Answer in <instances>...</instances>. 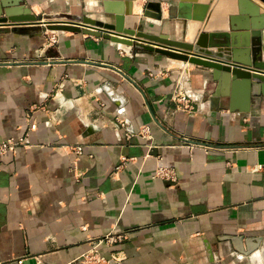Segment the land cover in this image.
Listing matches in <instances>:
<instances>
[{
  "label": "crops",
  "instance_id": "0c3cea01",
  "mask_svg": "<svg viewBox=\"0 0 264 264\" xmlns=\"http://www.w3.org/2000/svg\"><path fill=\"white\" fill-rule=\"evenodd\" d=\"M154 1L191 16L192 35L183 20L144 31L181 40L187 27V42L228 31L239 14L238 0ZM21 6L111 21L103 0ZM17 28L0 26V142H29L0 159V264H73L116 232L127 238L101 244L107 264H264V95L218 90L209 67L108 37ZM262 45L264 61V34ZM179 92L192 95L193 110L180 107ZM159 165L177 180L156 177ZM240 238L255 251L239 252Z\"/></svg>",
  "mask_w": 264,
  "mask_h": 264
},
{
  "label": "water",
  "instance_id": "95a60500",
  "mask_svg": "<svg viewBox=\"0 0 264 264\" xmlns=\"http://www.w3.org/2000/svg\"><path fill=\"white\" fill-rule=\"evenodd\" d=\"M23 1L0 0V26L24 28L31 25H45L52 31L84 32L108 37L120 43L136 45L141 49L158 51L173 58L209 67L212 69L213 80L219 85L218 90L225 86H231L233 90L241 88L250 101L253 96L264 95V61L262 60L264 15H260V7L249 0H238L239 14L231 17L228 31H203L195 43L128 27L127 22L131 23L134 19V11L128 8V0H103L102 15L111 21L69 12L46 15L45 18L39 19L38 16L33 15L29 7L21 6ZM131 1L135 3V0ZM261 1L264 2V0ZM156 3L159 5V14L152 16L148 14L152 4L150 2L145 15L161 21L162 6L160 2ZM13 5L19 9H14ZM205 9V13L200 17L201 21L205 20L209 6L206 5ZM180 17L192 18L189 15ZM241 35L247 39L242 46L237 40ZM249 36L252 39L251 43ZM250 46L254 51L253 56L250 55ZM243 241L248 245L247 248L242 247ZM236 249L245 255L255 251L249 245V241L242 238H240V244H236Z\"/></svg>",
  "mask_w": 264,
  "mask_h": 264
},
{
  "label": "built area",
  "instance_id": "2783aa9c",
  "mask_svg": "<svg viewBox=\"0 0 264 264\" xmlns=\"http://www.w3.org/2000/svg\"><path fill=\"white\" fill-rule=\"evenodd\" d=\"M52 42L57 43L58 42V35L55 34L52 37ZM176 101L180 104L181 108L193 110L194 107V100L192 95H190L187 92H179ZM120 123L123 126H127V122L125 120H120ZM37 126L36 122H33L31 124V130L35 129ZM141 135H147L149 133V127H143L141 129ZM129 137L131 134H127ZM29 142L28 135L19 136V137H10L6 140H3L0 142V159L9 154L14 152L16 149H18L21 146L27 145ZM74 151L78 154H81L83 152V147L81 145H77L74 147ZM257 168H263V165H259ZM155 176L165 179V180H171L176 181L177 180V170L174 167H170L167 165H159V167L156 169ZM127 238L126 233H109L106 235L103 239H101L98 243H95L88 251L84 252L82 255H80L77 259L73 261V264H106L107 261V255H105L101 251V244L105 243L106 245L110 246L116 243H121ZM117 259L118 257H114Z\"/></svg>",
  "mask_w": 264,
  "mask_h": 264
},
{
  "label": "rangeland",
  "instance_id": "374dc122",
  "mask_svg": "<svg viewBox=\"0 0 264 264\" xmlns=\"http://www.w3.org/2000/svg\"><path fill=\"white\" fill-rule=\"evenodd\" d=\"M137 1V0H136ZM261 3H263L264 4V2H262L261 0H259ZM150 2H157V1H154V0H146V1H143V2H139V3H137V5H140L141 4V6L143 7V11H142V14L140 15L139 14V16H137L138 18H137V20H138V26H140L142 29H139V30H145L146 28L148 29V28H160V30H159V32L161 31V32H163L165 29H166V23H170V22H173V21H178V20H183L184 21V23L187 25L188 24V21H189V19L188 18H184V17H180V16H178V14L176 13V9H177V6H176V3L175 4H173L172 3V5H171V3L169 2V3H166L167 4V13H165L164 11H163V2H160L161 3V6H162V15H163V19L161 20V21H159V20H156V19H153V18H151V17H148V16H146L145 15V12L148 10V5H149V3ZM65 10H67V9H65ZM69 10H71V9H68V11ZM58 11H60V10H56V13H48V12H46V15H56V14H58L59 12ZM58 12V13H57ZM63 12V11H62ZM64 12H67V11H64ZM79 12H86V11H84V10H82V9H80L79 10ZM90 12H93V9L92 10H90ZM45 14H44V12H42L41 13V17H38L39 19H43V18H45V16H46ZM207 15H208V13H207ZM142 16H144V17H147L148 18V20L147 21H145V20H143L142 19ZM206 18H207V16H206ZM206 18H205V20H206ZM204 20V21H205ZM168 25V24H167ZM185 25V26H186ZM202 28V27H201ZM18 30H22V31H31V30H43V31H48L49 29H48V27L47 26H38V25H31V26H27V27H18L17 28ZM50 31V33H51V30H49ZM199 32L200 31H198L197 33H196V35L191 39V42L192 43H195V41L197 40V37H198V35H199ZM55 34H52L51 35V38H50V42H52V37L54 36ZM177 38H179V39H181V40H183V41H186V40H188V37H187V27H185L184 28V30H183V32H182V34H181V36H176ZM59 38V37H58ZM101 251L103 252V250H102V248H101ZM104 253V252H103ZM105 254V253H104ZM107 263H109V259H107V261H106V264Z\"/></svg>",
  "mask_w": 264,
  "mask_h": 264
},
{
  "label": "bare ground",
  "instance_id": "6f19581e",
  "mask_svg": "<svg viewBox=\"0 0 264 264\" xmlns=\"http://www.w3.org/2000/svg\"><path fill=\"white\" fill-rule=\"evenodd\" d=\"M134 4H135V3H133L131 0H128V8L133 9V11H134V9H136ZM151 5H152V4H151ZM149 9H150V8H149ZM148 14L151 15V16L153 15V14L149 13V11H148ZM158 14H159V13H157L156 15H158ZM136 21H137V19H133V24H134V23L136 24ZM188 26H189V29H188V30H189V33H188V35L191 36V35H192V32H191V28H190V27H191L190 23L188 24Z\"/></svg>",
  "mask_w": 264,
  "mask_h": 264
}]
</instances>
